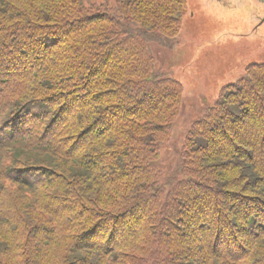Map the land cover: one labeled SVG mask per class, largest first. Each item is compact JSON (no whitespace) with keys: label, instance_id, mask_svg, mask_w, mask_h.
<instances>
[{"label":"trees","instance_id":"obj_1","mask_svg":"<svg viewBox=\"0 0 264 264\" xmlns=\"http://www.w3.org/2000/svg\"><path fill=\"white\" fill-rule=\"evenodd\" d=\"M187 5L0 0V264H264V61L179 142Z\"/></svg>","mask_w":264,"mask_h":264},{"label":"rangeland","instance_id":"obj_2","mask_svg":"<svg viewBox=\"0 0 264 264\" xmlns=\"http://www.w3.org/2000/svg\"><path fill=\"white\" fill-rule=\"evenodd\" d=\"M187 1L178 47L171 51L157 46L160 66L185 87V109L174 128L179 142L224 85L237 80L249 63L264 61L263 1ZM171 147L164 153L173 162Z\"/></svg>","mask_w":264,"mask_h":264},{"label":"water","instance_id":"obj_3","mask_svg":"<svg viewBox=\"0 0 264 264\" xmlns=\"http://www.w3.org/2000/svg\"><path fill=\"white\" fill-rule=\"evenodd\" d=\"M261 1H263V2H264V0H261Z\"/></svg>","mask_w":264,"mask_h":264}]
</instances>
